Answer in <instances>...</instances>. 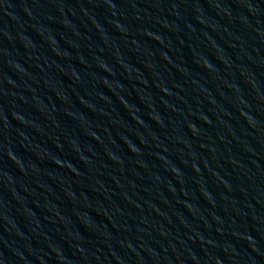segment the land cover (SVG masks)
<instances>
[{
    "label": "water",
    "instance_id": "1",
    "mask_svg": "<svg viewBox=\"0 0 264 264\" xmlns=\"http://www.w3.org/2000/svg\"><path fill=\"white\" fill-rule=\"evenodd\" d=\"M0 264H264V0H0Z\"/></svg>",
    "mask_w": 264,
    "mask_h": 264
}]
</instances>
